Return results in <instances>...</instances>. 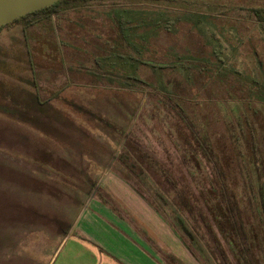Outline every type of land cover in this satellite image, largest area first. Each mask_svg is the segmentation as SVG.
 <instances>
[{
	"label": "rangeland",
	"instance_id": "obj_1",
	"mask_svg": "<svg viewBox=\"0 0 264 264\" xmlns=\"http://www.w3.org/2000/svg\"><path fill=\"white\" fill-rule=\"evenodd\" d=\"M183 2L199 3L193 12L205 18L196 15L189 22L175 18L167 23L158 14L142 13L150 27L129 31L135 45L148 36L147 45L141 46L145 60L118 46L116 25L106 13L120 5L154 9L146 0L91 2L85 8L73 3L76 10L65 15L68 23L53 19L29 28L24 38L18 26L0 33V80L24 94L35 92L70 119L76 132L63 145L19 119V114L33 112L11 104L9 96L0 100V264H48L97 185L115 172L116 164V172L123 173L119 155H126L119 161L138 172L140 183L135 179L133 184L147 205L163 209L171 226L180 221L186 229L179 233L185 264L219 262L210 258L201 241L193 236L189 240L190 224L172 206L173 192L164 189L163 180L160 190L154 188L136 157L146 160L152 180H159L163 170L187 190L234 264L210 212L212 169L185 123H192L212 145L247 224L257 226L256 205L245 185L244 140L252 131L264 154V23L251 12L264 10V0H177L160 5L181 14L190 8ZM140 13L129 19L141 20ZM123 53L141 62L126 79L134 83L127 89H119L124 86L115 82L121 79L113 71H131L133 60L113 58ZM133 76L141 82L135 83ZM168 76L181 81L177 95L166 83ZM33 145L52 152L54 162L37 160ZM153 190L158 192L156 202Z\"/></svg>",
	"mask_w": 264,
	"mask_h": 264
},
{
	"label": "trees",
	"instance_id": "obj_2",
	"mask_svg": "<svg viewBox=\"0 0 264 264\" xmlns=\"http://www.w3.org/2000/svg\"><path fill=\"white\" fill-rule=\"evenodd\" d=\"M102 1L107 0L60 1L54 3L49 7L40 9L33 13H29L10 24L2 26L0 28V33L4 30H10L12 29V27L14 28V26H18L24 38L29 28L44 24L46 22H51L53 19H60L61 21H65L68 23V21L65 20V15L68 12L76 10L72 9L73 7L70 6L73 3H78L77 6H80L79 8H85L90 7L89 5L91 4V2ZM146 1L150 2L148 3L150 4L149 6L154 9L132 8L133 10H131L128 9V7L120 5L117 6V9L110 8L109 12L106 13L112 24L115 23L116 25V32L119 37L118 46L123 45L125 49L127 48L131 51H135V55L141 56V58L143 59L144 48H141V46L147 45V42L149 41L147 38L148 36H141V43L139 45H135L129 40L132 31H136L138 29H147L152 24L143 19L142 13L158 14L160 15V17L164 18L162 19L163 22L167 21V23H169V20L175 18H179L186 22H189L191 19H195L194 16L196 15L205 18L204 14L193 12L194 9H197L196 6L199 3L196 4L183 2L185 5L190 6V8H186L185 11L179 14L178 10H175L173 9V7L168 6L171 4H175L177 0ZM161 2L168 5L163 4L162 7L160 5ZM136 12H141L140 15H138L141 18H137L141 20L136 21L133 19L131 21L129 19L130 14ZM251 12L255 15L257 22H260L262 24L264 23V10L261 11L254 9ZM79 23L81 24V21ZM129 31L131 34L129 33ZM113 49L115 51L119 50L115 46ZM26 55L29 66H31L30 72L32 74L34 69L31 65L28 50L26 51ZM123 55L124 56L115 54V57L113 58L121 59L123 62H125V60L127 59L133 60L134 64L132 65L131 71L130 69H126L127 71L124 70V72H121L120 70L111 68V66L108 64L110 66V69H113V71L116 72V74L121 79L119 81H115L118 83H122V86H124L120 87L119 89H127L130 86H134V83L132 85L126 83V79H130L129 77L130 75H132V73L135 75L137 66L139 65V63H141L136 60V57H128L127 54L124 53ZM102 61H104V59H102ZM142 64L144 65L145 63ZM179 66L183 69H189L188 65H185L183 63H179ZM154 68L159 67L154 66ZM95 78L106 77L95 76ZM106 79L109 80V82H114L112 81V78ZM131 79L135 81V83L141 82L137 76H133ZM30 82L31 86H33L34 89L37 88V82L34 77H31ZM166 83L173 86L172 89L174 90L175 94L176 92H180L183 88L181 86V81L172 76L167 77ZM15 88L17 87L11 85L9 86L7 84L5 85V83L0 80V100L5 99L6 96H9L8 98H10L11 104L16 102L21 106L20 108H23L24 110H27L29 112H33V114L30 115L19 114V119L23 123L30 125L41 134L63 145L67 144V141H69L72 137H75V124L70 119L66 118L59 109H57L55 106H52L51 103L46 102L45 100H41L35 92L28 91L27 94H24L25 91ZM63 102L64 105L70 107L72 110L75 109V106L71 102ZM182 120L185 123V119L183 118ZM245 121L250 130V122L248 120ZM185 126L190 130L191 137L193 136L194 140L197 142L196 147L201 151V154L205 158L208 166H210L212 169L211 194L214 198V205L213 211L211 209L210 212L213 215V220L215 221L216 228L219 232V235L221 236V239L228 246V250L232 255L234 264H262V262H264V154L259 147L254 133L250 131L248 133V137H246L244 140L246 151L248 153V158L246 160V165H244V168L246 175L245 185L256 205V212L258 214L259 222L257 226L247 224L246 219L244 218V213L240 207L239 200L227 182L226 172L221 162L217 159L212 145L205 140L204 136H201L199 133L194 131L192 123H185ZM32 148L37 160L47 162L48 164L54 162V155L52 152L38 145H33ZM123 148L125 149L127 147H122V149ZM135 159L137 162H142V166L144 168L143 172L147 173V175L150 176L154 188L160 190L161 181L163 180L164 184L166 185V187L163 186L164 189L167 190L169 188L168 190H171L173 192V197L170 199L172 206L180 214L184 215L187 218V221H189L190 224L189 228L192 232V236L203 243L205 251L210 256V258L214 262H219L218 264H233L228 259L227 253L224 251L221 245V241L209 224L208 219L205 217L202 210L199 209L197 203H193L192 197L187 192V190L184 187H178L176 181L170 177L168 172L163 170L161 171L160 177H158L159 180H152V173L150 175V173L148 172L150 170L147 169L146 160L142 157H136ZM64 164L66 165V163ZM250 166L252 167V170L249 168ZM101 201L106 205H110L109 201L106 199H101ZM201 230L203 231L200 232ZM165 260L167 264H184L170 255H168Z\"/></svg>",
	"mask_w": 264,
	"mask_h": 264
},
{
	"label": "crops",
	"instance_id": "obj_3",
	"mask_svg": "<svg viewBox=\"0 0 264 264\" xmlns=\"http://www.w3.org/2000/svg\"><path fill=\"white\" fill-rule=\"evenodd\" d=\"M123 156L117 160L123 173L116 172V164L115 172L97 185L48 264H167L168 255L184 263L179 234L183 225L177 221L171 226L163 209L147 205L133 184L135 179L140 183L138 172L119 161ZM186 235L192 240L191 233Z\"/></svg>",
	"mask_w": 264,
	"mask_h": 264
},
{
	"label": "water",
	"instance_id": "obj_4",
	"mask_svg": "<svg viewBox=\"0 0 264 264\" xmlns=\"http://www.w3.org/2000/svg\"><path fill=\"white\" fill-rule=\"evenodd\" d=\"M60 1L64 0H0V28Z\"/></svg>",
	"mask_w": 264,
	"mask_h": 264
}]
</instances>
